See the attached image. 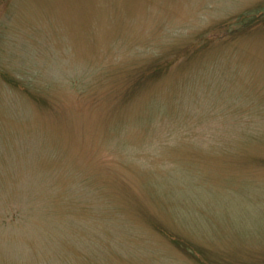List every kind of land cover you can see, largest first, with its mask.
<instances>
[{"label": "rangeland", "instance_id": "374dc122", "mask_svg": "<svg viewBox=\"0 0 264 264\" xmlns=\"http://www.w3.org/2000/svg\"><path fill=\"white\" fill-rule=\"evenodd\" d=\"M0 264H264V0H0Z\"/></svg>", "mask_w": 264, "mask_h": 264}]
</instances>
